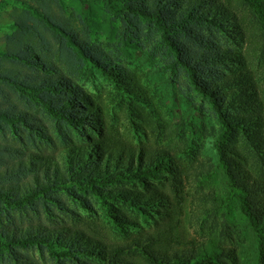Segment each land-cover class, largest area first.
Returning <instances> with one entry per match:
<instances>
[{"label":"trees","instance_id":"16d2710c","mask_svg":"<svg viewBox=\"0 0 264 264\" xmlns=\"http://www.w3.org/2000/svg\"><path fill=\"white\" fill-rule=\"evenodd\" d=\"M91 1L104 7L112 20L120 19L128 34L137 31L141 21L153 27L157 33L153 47L161 49L165 66L182 74L207 103L215 122L212 146L225 179L226 199L235 200L254 234V264H264V0ZM41 4L36 19L24 11L31 23L24 17L16 23L11 48L0 53V95L5 85L24 97L25 106L34 103L42 108L55 123L62 148L57 160L0 143V215L23 205L34 208L69 183L83 184L105 202L120 201L134 214L107 205L111 238L92 226L87 230L1 226L0 264H37L22 253L27 249H36L56 264H236L233 249L221 245L206 249L183 235L181 192L189 167L166 148L128 145L104 129L99 106L71 75L80 63H91L103 75L113 74L116 67L88 44L86 35H78L67 17H56ZM85 29L89 31L87 25ZM2 62L13 67H3ZM117 72L119 91L128 95L134 134L139 137L145 127L157 138L164 130L150 99L133 78ZM27 110L0 108V121L15 130L23 125L31 136L48 142L49 136ZM87 116L93 118L85 120ZM84 123L99 133L94 137L91 132L85 143L76 144L70 132L81 136ZM195 129L201 130L193 121H181L173 131L184 145L192 146V153L198 143L186 136V130L193 134ZM194 180L206 178L199 172ZM109 185L116 186L108 189ZM218 200L222 199L211 194L205 201L209 206L203 205L207 234L218 229L213 219ZM141 216L149 220L152 232L140 225Z\"/></svg>","mask_w":264,"mask_h":264},{"label":"rangeland","instance_id":"374dc122","mask_svg":"<svg viewBox=\"0 0 264 264\" xmlns=\"http://www.w3.org/2000/svg\"><path fill=\"white\" fill-rule=\"evenodd\" d=\"M40 1H44L41 3L46 6L49 13L56 17L59 14L67 17L72 27L78 30V35H86L88 44L95 45L105 55L104 59L116 67L113 74L103 75L102 71L93 68L91 63H80L78 68L72 70L71 75L84 93L99 106L104 129H109L113 136L128 145L136 147L143 144L166 148L173 157L181 159L183 161L181 163L189 167L190 173L188 179L183 181L181 192L183 202L180 230L183 235L191 241L194 240L197 245L205 246L206 249L207 247L215 249L218 245L233 249L238 260L236 264H254L257 253L254 234L246 225L245 219L235 205V200L226 199L225 179L216 167V153L212 146L215 139L212 112L207 103L188 87L182 74L165 66L166 58L160 55L161 49L155 50L153 47L157 39L153 27L141 21L139 29L130 30L128 34V30L123 29L120 19L112 20L104 11V7L101 8L91 0H0V53L11 48L16 23L18 24L23 17L25 21L31 23L27 19L29 17L24 15L25 10L29 16L31 14L36 19V14L41 11ZM86 25L89 31L85 29ZM32 43L39 48L36 42ZM52 60L60 63L55 57ZM2 65L6 68L13 67L9 62H2ZM66 71V68L62 69L65 74ZM117 71L133 78L144 91V95L150 99L151 109L156 110L154 117L164 130L157 138L150 137L145 127L140 130L139 137L134 134V126L131 124L134 117L127 108L128 95L119 91ZM2 88L0 108L9 105L26 110L29 108L24 105L23 96L11 93L5 85ZM28 111L33 115L35 123L42 127L44 134L49 136V141L46 142L35 134L31 136L23 125L15 130L10 123L1 120L0 143L15 146L25 154L51 155L59 160L62 143L58 138L55 123L34 103ZM92 118L87 116L85 120L90 121ZM181 121L186 123L193 121L201 128L200 131L196 129L192 131L193 134L186 130V136L198 143L193 151L194 155L191 152L192 146L184 145L175 134L173 135L174 129ZM152 127L158 128L155 124H152ZM81 131V136L70 132L76 144L85 143L91 132L94 137L99 133L98 129L89 128L87 123L81 126ZM199 172L203 173L206 181L194 180ZM28 179L23 178L21 181L25 182ZM151 182L157 183V180ZM115 186L109 185L108 189H114ZM127 186L131 187L133 184L124 187ZM87 189L89 188L83 184L69 183L66 189H55L44 201H38L34 208L30 205L10 208L8 214L0 215V227L15 225L27 228L42 225L49 228L87 230L92 226L102 235L111 238L107 205L113 204L125 215L130 216L134 213H130L120 201L105 202ZM211 194L212 197L222 200H218L220 206L216 211L213 210V219L218 229L214 234H207L209 231L202 221L207 217L203 205L209 206L205 201ZM139 223L145 231L152 232L153 227L144 216L140 217ZM201 224L205 227L204 231L200 229ZM223 225L228 228L223 229ZM22 253L37 264H56L46 255H40L36 249L23 250Z\"/></svg>","mask_w":264,"mask_h":264}]
</instances>
